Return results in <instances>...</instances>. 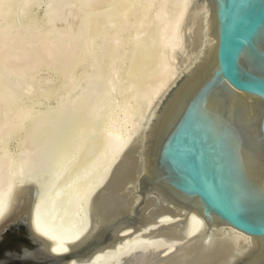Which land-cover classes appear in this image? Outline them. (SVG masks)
<instances>
[{
    "label": "water",
    "instance_id": "95a60500",
    "mask_svg": "<svg viewBox=\"0 0 264 264\" xmlns=\"http://www.w3.org/2000/svg\"><path fill=\"white\" fill-rule=\"evenodd\" d=\"M205 1L213 47L206 59L181 65L157 97L137 150L144 164L132 210L57 254L25 221L9 223L0 229V264H59L85 255L116 225L136 224L150 195L200 216L209 229L252 240L225 264H264V0Z\"/></svg>",
    "mask_w": 264,
    "mask_h": 264
},
{
    "label": "rangeland",
    "instance_id": "374dc122",
    "mask_svg": "<svg viewBox=\"0 0 264 264\" xmlns=\"http://www.w3.org/2000/svg\"><path fill=\"white\" fill-rule=\"evenodd\" d=\"M133 1L136 0H13L10 3L5 21L11 26L15 23L21 32L30 31L36 35L44 31L49 40H55L54 38L58 37L70 39L75 36L81 41L80 50L76 55V58L80 60L76 59V64L71 62V59L70 62H64V65L59 62L50 65L46 60H43L41 65H37L32 71L23 70L9 79L6 84L8 88H12L14 94L19 93L18 106L21 107V110L27 108H29L28 111L31 110L30 112L23 110L25 114L27 113L25 117L18 113V116H15L17 119L8 126H4L5 117L0 116V125L3 127V134L0 135V160L7 158L8 168L6 167L5 171L12 177L14 183L23 177L27 179L14 184L10 195L11 205L15 202V193L18 192V187L25 182L34 183L42 188L52 174L62 166L70 169L67 171L68 177L65 173L63 174L65 179L69 178L73 172L83 170L91 161L95 149L99 148L103 137L114 130L120 131L123 136H126H124L127 142H125V147L118 152L119 154L114 155L113 163L107 166L109 168L99 170L100 167L92 176L89 174V177L84 179L83 185L91 184L93 181L96 184L88 196L91 207H93L92 203L96 207L95 209L91 208L92 211L89 209L90 205L87 204V212L91 210L95 213L94 211L97 212V209L102 207L103 210L100 211L103 213L106 208L110 209L115 204L116 206L120 205L118 204L120 201H117L118 196L113 197L114 199L110 198L111 200L108 198L106 205L101 203L102 206H98L97 203L100 202L99 199L102 196L108 195L113 190L110 188H113L112 185L115 184L120 174L121 170L118 169H123L126 166L124 163L129 164L137 148L140 147L141 135L144 133V128L157 100L156 96L154 97L156 99L152 98L151 100L153 87L161 86L160 82L165 79L166 81L162 82V85L165 84L164 89L167 87L170 80L179 72L181 65H184V51H188V46L192 41L189 33L185 30L187 23L185 16L188 17L194 9L193 0H139L133 12L130 11V15L126 13V10L125 12L124 9L121 10V7L115 9L117 2L120 4L126 2L129 5ZM180 7L184 9L179 29L183 50L176 54H166V51L164 53L158 43L160 40L159 28L161 27L158 25L161 22L157 20L156 16L159 17L162 11L166 12L165 10H167L170 17H173L179 12ZM136 9H141L142 13L140 14V11ZM115 14H118L117 18ZM107 17L111 18L110 21ZM118 19L121 20L118 21ZM32 20H35L36 24L30 28L29 23ZM111 20L118 21L117 25L115 22L111 23ZM122 21L125 23V27L118 30L120 27L117 29L116 26L123 23ZM110 24L116 25L114 28L117 30ZM124 25L120 26L123 28ZM82 27H84L83 32ZM117 34H121V37ZM108 42L110 43L109 49L105 50L103 47H106ZM63 48L65 49L64 45ZM103 49L105 53L102 51ZM109 52L110 54H108ZM100 54H103L100 57L103 60L100 62L104 64L94 65V62L97 64L96 61ZM107 54L109 57H106ZM66 64L68 65L66 66ZM162 65L165 72L163 69L160 72ZM96 66H99L100 69ZM68 67L70 69H67ZM166 67H169L170 70ZM167 70L169 73L172 72L170 74L176 72L175 76L168 79ZM144 96L145 98H143ZM22 103L25 104V107ZM95 105L97 107L93 109L94 111L92 110L93 112L86 113V106ZM46 106L49 113L45 114ZM64 108L67 109L64 110L65 112L62 110ZM21 110L17 108L20 113ZM17 111L15 110V112ZM36 111L41 116L42 113L45 114L42 118L40 115L38 116L40 122L48 118L51 121L47 129L42 127L44 125L35 123L38 120ZM34 123L37 126H33ZM44 146L50 147V150L44 152ZM86 160H89L88 163ZM64 176L62 181L65 180ZM96 180L99 182L98 184ZM110 184L111 187L107 189L106 187ZM128 184L127 192L131 195L134 192V183ZM2 190V186H0V197ZM92 195L95 196L92 197ZM89 198L92 202L89 201ZM94 200L97 203L93 202ZM91 211L88 214L93 218L94 214L92 216Z\"/></svg>",
    "mask_w": 264,
    "mask_h": 264
},
{
    "label": "bare ground",
    "instance_id": "6f19581e",
    "mask_svg": "<svg viewBox=\"0 0 264 264\" xmlns=\"http://www.w3.org/2000/svg\"><path fill=\"white\" fill-rule=\"evenodd\" d=\"M138 1L139 0L133 1V3H129V5L126 3L127 1L125 4L117 2V8L115 9H120L118 7H121V10L124 9V12L126 10V13H129L130 15V11L132 10L133 12V9L138 5ZM11 2H13V0H0V4L2 6V10L0 11V116L5 117V120L3 121L4 126L11 125L15 119H17L15 116H18V113L20 116L21 114L23 117L27 116V113L25 114L24 111L29 109L27 108L24 110L22 108L24 110L23 111L21 110V107L18 106V99L20 95L19 93L14 94L15 92H13L12 88H8V86H6V84H8V80L23 70L32 71L34 67L39 64L41 65V61L43 60H46L51 65V63L59 62L60 64H63L66 61L70 62L71 59V62L76 64V55L78 54L81 45L80 39L75 36L70 39L58 37L54 38L55 40H49L44 31L34 35V33L30 31L21 32L15 23L12 24V26L8 25L5 19ZM193 2L194 9L188 17L185 16V19L187 18L185 30L189 33L192 41L188 46V51H184V65H187L188 62L192 63L197 58L201 59V57H203L206 59L214 42L212 14L207 2L205 0H193ZM184 7V9H186L185 5ZM179 9V12L173 17H170L169 13L165 9L163 10L166 12H163L160 9L162 13L159 14V17L156 16L158 18L157 20L161 22L159 25L157 23L158 27L161 26L159 28L160 34L157 32L160 39L158 43L160 47L163 48L162 50H164V53L166 51V54H176L178 52H182L183 50L179 29L180 21L183 16L182 10L184 9H181V7ZM114 12H116V10H114ZM114 12H112V14H114ZM141 13L142 11H140V14ZM115 15L117 18L118 14ZM107 19L110 21L111 18L107 17ZM120 20L118 19V21ZM115 21L111 20V23ZM35 22V20L30 21L29 27L31 28L34 24H36ZM117 22H115L116 25ZM121 24L124 25L125 23L123 22ZM116 25L111 26L114 28ZM120 25L116 26V28L118 29L120 27L118 30L124 29L125 25L123 28ZM83 28L84 27L81 29L82 32L84 30ZM116 28L114 29L117 30ZM157 31L159 30L157 29ZM121 32L123 31L121 30ZM116 33L119 32L116 31ZM118 35L121 37V34H117V36ZM63 45L65 49L63 48ZM105 46L106 47H103L105 50L109 49L110 43L108 42ZM104 49L102 51L105 53ZM108 54H110V52ZM102 56L103 54H100L98 56L99 59L96 58L98 61H96L97 64L94 62V65L104 64L100 62L103 60L100 58ZM77 60L79 61L80 59ZM74 64L72 65L74 66ZM189 64L190 63H188V65ZM67 65L68 64H66V66ZM69 67L67 69H70ZM97 67L100 69L99 66H96V68ZM166 68L169 69V67ZM161 69L164 71L163 65L160 66V72L162 71ZM169 70L166 72L169 73ZM170 73L168 74L169 77L167 76L168 79L173 78L172 76H175L176 72L173 74ZM168 79L167 81H169ZM164 81H166V79L162 80V82ZM162 82H160L161 86L153 87L151 100L155 96L158 97L160 92H163L165 84L162 85ZM143 98H145V96ZM31 106L30 108H32ZM27 107H29L28 104ZM96 107L97 106L95 105L91 107L86 106V108H84L87 110H85L86 113H90L93 112V109H96ZM17 108L21 110V113L17 111ZM57 108L58 107H56V109ZM46 109L48 110V107L44 109L45 114L49 113ZM15 110L17 112H15ZM62 110L64 111L67 109L64 108ZM30 111L31 110L28 112ZM64 112L61 111V113ZM44 113L42 114L45 116ZM39 115L41 116V114H37V119ZM48 119L42 120L41 122L38 119L35 123L38 125H44L42 127L47 129L51 124V121ZM35 123L33 126H37ZM27 129L29 130V128ZM2 130L3 127L0 125V135L3 134ZM143 135L141 136L143 137ZM124 136L117 130L109 132V134L107 133L101 140L99 148L95 149L96 151L92 155L91 161H89L90 159L86 160V163L89 161V164L85 166L83 170L79 169V172H73V174L69 173L70 176L67 179H65L63 174L65 173L67 175L66 177H68L67 171L70 169L62 166L60 169L58 168L59 170L57 172L55 171L54 174H52L51 178L45 183V185H43L42 188L38 187V185L34 183H23L20 187H18V190L16 189L18 192L15 193L16 199L12 205L10 195L14 184L27 179L23 177L14 183L15 181L8 174V172L5 171L7 167V158L5 157L1 159L0 186H2L3 190L0 197V229L14 221L23 220L33 231L46 238L45 248L57 254L67 251L69 247L84 243L88 238H91L96 234L102 224L105 222L109 223L122 214L131 211L133 205L138 200V196L134 192L130 195L127 192L126 187L128 183H134L135 185L136 177L140 170H142V166L144 164L143 158H140V156L138 158L137 151L133 155V159L129 162V164L124 163L126 166L123 167V169H118L121 171L115 181V184L112 185L113 188H110L111 184L106 187L107 189L110 188L113 190L108 193V195H104L105 197L102 196V198L99 199L100 202L97 203V201H93L96 202L97 205L99 204L98 206H102L101 203L106 205L108 198L112 199L113 197L115 198L118 196L119 198L117 201H120L118 203L120 205L116 206L114 203L116 208L113 204L112 208H106L104 210V214L100 211L102 207L100 209L98 208L97 212L94 211L95 213H93L91 208L95 209L96 206L94 207L92 203L93 207H91V203L89 204L88 202V196L90 195V191L94 189L93 186H96V184H94L93 181V183L91 182L93 185L90 183L83 185V183H85L83 182L84 179H87L89 174L92 176L93 173L100 167L101 168L99 170H106V167L113 163L112 161L114 160V155L125 147L126 136ZM49 148L50 147L44 146L43 151L48 152V150H50ZM141 154L142 153H140V155ZM62 175L64 176L63 179H65L63 181ZM98 181L100 182L99 179ZM98 181L96 182L97 184L99 183ZM107 192L109 191L107 190ZM94 196L92 195V197ZM89 201L92 202L91 199ZM113 201L115 202L116 200ZM87 204L90 205H88L90 207L88 208L92 210H90L92 212V216L94 214L93 218L90 214H88L90 211L87 212ZM251 244L253 243L249 237L235 230L228 228L209 229V227L207 228L205 226V223L200 216L190 213L182 207L168 204L158 196L150 195L144 201L143 207H141V215L136 224L127 225L123 222L116 225L112 229V236L109 240L107 239L104 243L99 244L85 255L69 259L59 264H225V262L230 260L233 255L241 252L244 248H246V246Z\"/></svg>",
    "mask_w": 264,
    "mask_h": 264
}]
</instances>
